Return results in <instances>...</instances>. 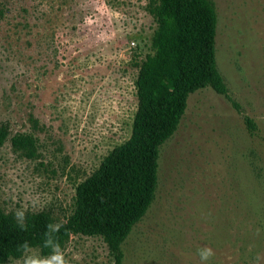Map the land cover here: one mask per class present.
<instances>
[{"label": "rangeland", "instance_id": "374dc122", "mask_svg": "<svg viewBox=\"0 0 264 264\" xmlns=\"http://www.w3.org/2000/svg\"><path fill=\"white\" fill-rule=\"evenodd\" d=\"M149 1L0 0L4 212H46L62 225L78 184L129 139L139 66L153 53ZM211 1L217 66L242 112L211 88L190 95L123 264H200L201 246L213 250L209 264H264V0ZM18 134L34 137L33 157L13 147ZM62 249L68 264H114L101 237L72 235Z\"/></svg>", "mask_w": 264, "mask_h": 264}, {"label": "trees", "instance_id": "16d2710c", "mask_svg": "<svg viewBox=\"0 0 264 264\" xmlns=\"http://www.w3.org/2000/svg\"><path fill=\"white\" fill-rule=\"evenodd\" d=\"M147 12L156 23L153 53L139 66L135 81L137 111L128 140L114 147L99 167L76 188L74 213L54 233L61 248L72 235L101 237L114 264H123V244L155 200L161 146L177 131L191 94L211 88L225 96L238 112L217 66L218 15L211 0H150ZM250 136L259 132L256 121L243 117ZM35 126L37 121L34 120ZM0 127V146L8 138ZM17 150L35 155L32 135L12 140ZM46 212L27 213L21 228L11 214L0 208V264L21 258L19 245L28 242L47 256L43 246L48 225Z\"/></svg>", "mask_w": 264, "mask_h": 264}, {"label": "clouds", "instance_id": "9594fccd", "mask_svg": "<svg viewBox=\"0 0 264 264\" xmlns=\"http://www.w3.org/2000/svg\"><path fill=\"white\" fill-rule=\"evenodd\" d=\"M19 226L23 228L25 220V212L23 208H18L13 213ZM61 225L58 223L49 224L48 231L45 233L43 246L48 248L49 254L41 257L38 255L28 242L19 245L21 250V264H68L65 258V251L61 248L60 243L54 238V233L60 229ZM196 255L199 258L200 264H209L211 257L214 255L213 250L207 246H201L196 249Z\"/></svg>", "mask_w": 264, "mask_h": 264}]
</instances>
